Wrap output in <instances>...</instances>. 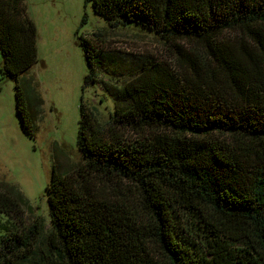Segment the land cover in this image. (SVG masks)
<instances>
[{
    "label": "trees",
    "instance_id": "obj_1",
    "mask_svg": "<svg viewBox=\"0 0 264 264\" xmlns=\"http://www.w3.org/2000/svg\"><path fill=\"white\" fill-rule=\"evenodd\" d=\"M85 2L110 27L171 43L182 67L149 63L105 88L115 106L102 124L83 91L113 61L79 38L83 164H54L44 238L39 216L25 226L21 192L0 181V264H264V0ZM0 57L29 132L19 77L37 46L25 0H0Z\"/></svg>",
    "mask_w": 264,
    "mask_h": 264
},
{
    "label": "rangeland",
    "instance_id": "obj_2",
    "mask_svg": "<svg viewBox=\"0 0 264 264\" xmlns=\"http://www.w3.org/2000/svg\"><path fill=\"white\" fill-rule=\"evenodd\" d=\"M25 4L35 24L37 46V62L19 77L27 81L23 108H28L25 104L31 107V123L29 132L25 131L16 113L15 81L0 74V181L21 192L24 224H32L39 216L44 238L51 230L46 188L54 164L62 170L83 164L77 134L87 65L79 38L91 39L105 59L113 61L106 72L113 73L114 79L101 72L99 84L83 91L84 103L97 109L102 124L115 106L105 88H119L129 72L136 73L149 63L175 69L182 65L171 43L136 25L110 27L85 0H25ZM186 42L175 44L185 50ZM7 224V217L0 214V233Z\"/></svg>",
    "mask_w": 264,
    "mask_h": 264
}]
</instances>
